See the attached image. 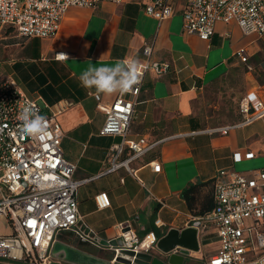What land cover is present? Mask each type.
<instances>
[{
    "label": "crops",
    "instance_id": "0c3cea01",
    "mask_svg": "<svg viewBox=\"0 0 264 264\" xmlns=\"http://www.w3.org/2000/svg\"><path fill=\"white\" fill-rule=\"evenodd\" d=\"M170 1L173 13L161 20L145 12L150 0H102L95 6H69L53 37L21 36L12 28L0 36V80L10 77L29 96L51 106H66L59 116L63 154L77 163L74 177L88 179L77 191L79 213L101 241L115 238L117 224L127 220L139 238L150 230L159 238L170 228L192 226L197 221L193 216L211 204L214 176L220 169L235 167V151L254 152L253 158L243 161L261 160L258 168L264 167V118L224 134L216 129L239 120L228 113L226 119L209 122L195 108L206 88L235 75L238 70L232 69L241 64L249 69L245 77H253L251 85L246 82L245 95L255 92L264 99V35L244 33L235 21H218L212 36L203 40L184 31L186 0ZM145 43L153 45L154 56L171 67L161 76L145 74L134 105L128 136L155 142L150 151L130 162L142 185L124 167L102 173L110 165L112 144L120 137L99 133L105 115L97 108L95 90L83 88L78 76L89 64L140 62ZM240 48H245L246 62L236 55ZM117 93L101 94V100L110 102ZM153 161L161 164L158 172L152 170ZM190 184L197 187L189 205L182 193ZM99 192L107 193L109 206L98 208ZM157 218L160 224L155 223ZM11 231L8 218L0 212V235ZM68 233L61 231L55 241L53 264H105L103 260L110 259L109 251ZM197 238L199 249L185 255L181 264H206L218 247L212 224L199 225ZM147 253L150 259L145 264H172L169 254L156 245ZM0 264L26 263L0 259Z\"/></svg>",
    "mask_w": 264,
    "mask_h": 264
},
{
    "label": "built area",
    "instance_id": "2783aa9c",
    "mask_svg": "<svg viewBox=\"0 0 264 264\" xmlns=\"http://www.w3.org/2000/svg\"><path fill=\"white\" fill-rule=\"evenodd\" d=\"M102 0H0V36L8 28L26 37H53L64 11L72 5L95 6ZM120 2L121 0H111ZM145 12L157 19L173 13L170 0H150ZM183 28L203 40L214 33L216 22L235 21L244 33L264 35V0H186L182 12ZM144 59L138 62L139 82L126 93L118 92L110 102L97 100V108L105 115L101 135L119 136L112 144L110 165L102 173L124 167L142 185L130 167V162L150 151L155 142L145 136L130 138L129 127L147 72L161 76L170 70V63L154 56V47L145 43ZM241 62H246L245 48L237 50ZM31 103L47 119L43 138L20 135L18 114ZM66 106H51L39 97L29 96L12 78L0 80V212L12 227L9 234L0 235V259L26 264H53L51 249L61 231L71 230L81 241L113 253L116 264L123 250L148 252L158 240L154 230L139 238L130 220L116 226L121 245L100 240L97 232L79 213L77 191L88 179H77V163L65 158L61 146L64 135L60 114ZM241 120L217 128L227 133L231 128L246 126L264 118V99L255 92L243 96L239 103ZM125 152H127L126 155ZM254 157V152L235 151L233 162ZM158 172L159 162H151ZM213 205L193 220L212 224L218 236V247L206 264H264V167L249 171L220 169L213 178ZM98 208L109 206L106 192L95 195ZM158 201L163 204L161 199ZM160 219L155 220L160 224ZM134 257L130 263L133 264ZM126 264V263H122Z\"/></svg>",
    "mask_w": 264,
    "mask_h": 264
},
{
    "label": "clouds",
    "instance_id": "9594fccd",
    "mask_svg": "<svg viewBox=\"0 0 264 264\" xmlns=\"http://www.w3.org/2000/svg\"><path fill=\"white\" fill-rule=\"evenodd\" d=\"M57 56L62 59L68 58L66 54ZM78 80L83 88L94 89L96 96L101 94L107 96L117 92L126 93L139 82L138 61L135 59L117 60L112 65L99 66L89 64L80 72ZM17 118L21 122L18 129L20 135L43 138L47 128V119L40 115L31 103L23 106Z\"/></svg>",
    "mask_w": 264,
    "mask_h": 264
},
{
    "label": "rangeland",
    "instance_id": "374dc122",
    "mask_svg": "<svg viewBox=\"0 0 264 264\" xmlns=\"http://www.w3.org/2000/svg\"><path fill=\"white\" fill-rule=\"evenodd\" d=\"M232 70H238V72L233 76L230 74L227 75V78L217 86L206 88L197 101L195 108L201 113L205 120L208 118L207 121L209 122H217L220 118H225V115L228 113H231L232 119L236 121L242 119L239 111V103L246 93V82L249 81L251 85L253 77L251 75H249L248 78L245 77V71L249 69L243 64ZM261 166V160L240 161L235 163L234 169L242 172ZM67 232L73 234L71 230ZM110 256L111 254L107 257L109 258Z\"/></svg>",
    "mask_w": 264,
    "mask_h": 264
},
{
    "label": "water",
    "instance_id": "95a60500",
    "mask_svg": "<svg viewBox=\"0 0 264 264\" xmlns=\"http://www.w3.org/2000/svg\"><path fill=\"white\" fill-rule=\"evenodd\" d=\"M200 221H196L192 226H187L181 230L177 228H170L163 236L159 237L156 246L157 248L169 254L168 261L172 264H181L185 255L189 254L191 250L197 251L199 249V241L197 238L198 226ZM106 244V241H103ZM110 243L113 245H121V239H111ZM178 248V249H176ZM55 242L51 249V256L56 253ZM108 251V250H107ZM111 257L112 252L109 251ZM110 257V258H111ZM134 257L133 264H145L150 255L146 252L135 253L133 250H123L117 257L116 264L130 263ZM99 259V258H97ZM100 260V259H99ZM105 264H111L109 260H103Z\"/></svg>",
    "mask_w": 264,
    "mask_h": 264
},
{
    "label": "trees",
    "instance_id": "16d2710c",
    "mask_svg": "<svg viewBox=\"0 0 264 264\" xmlns=\"http://www.w3.org/2000/svg\"><path fill=\"white\" fill-rule=\"evenodd\" d=\"M196 187H197L196 184H190L187 188H185L183 190L182 195L185 198V200L188 202L189 205L192 204V201L194 200L195 195L193 194V192L196 189ZM212 193H213V181H212ZM212 193H211V198H210V200H211L210 206L204 210H200L198 213H203L204 211H206L212 207V205H213Z\"/></svg>",
    "mask_w": 264,
    "mask_h": 264
}]
</instances>
